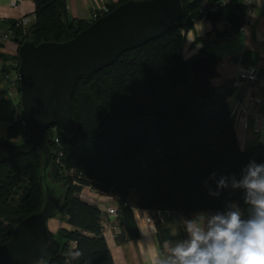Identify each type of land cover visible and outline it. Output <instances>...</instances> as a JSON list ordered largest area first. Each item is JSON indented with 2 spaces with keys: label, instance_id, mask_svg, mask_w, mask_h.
Instances as JSON below:
<instances>
[{
  "label": "trees",
  "instance_id": "obj_1",
  "mask_svg": "<svg viewBox=\"0 0 264 264\" xmlns=\"http://www.w3.org/2000/svg\"><path fill=\"white\" fill-rule=\"evenodd\" d=\"M225 1L206 17L227 11L223 32H236L245 20L246 4ZM34 3V18L27 25L17 20L6 28L18 45L27 38L36 43L63 41L92 21L69 18L66 0ZM182 3L181 18L166 33L124 51L112 64L77 81L71 99L73 134L65 135L56 126L58 143L47 134L53 152L57 147L62 151L58 161L53 154L48 171L62 194L52 216L64 213L71 227H60L56 236L49 231L57 251L45 264H114L102 234L101 209L79 196L85 185L115 196L123 239L139 235L134 205L185 214L224 212L232 202L246 208L243 190L229 187L213 197L204 182L215 189L213 172L217 179L231 175L239 179L250 161L264 163V142L241 148L225 91L215 88L210 101L192 93V56H184L183 45L193 19L201 17V0ZM211 56L212 75L218 59ZM15 62L16 69L18 54ZM19 132L18 122L9 124V136L17 137ZM41 171L42 155L37 149L0 163V243L11 236L17 222L41 208L45 199ZM158 235L161 241L168 237L163 227ZM77 249L83 257L70 261L66 253Z\"/></svg>",
  "mask_w": 264,
  "mask_h": 264
},
{
  "label": "water",
  "instance_id": "obj_2",
  "mask_svg": "<svg viewBox=\"0 0 264 264\" xmlns=\"http://www.w3.org/2000/svg\"><path fill=\"white\" fill-rule=\"evenodd\" d=\"M183 11L182 0H125L69 39L36 43L27 38L19 44L15 71L19 102L29 128L17 141L0 139V163L37 149L42 155L40 181L45 199L38 211L17 222L11 236L0 243V264L45 262L57 251L50 241L47 221L59 208L62 194L48 177L53 149L47 141V131L55 125L65 135L74 133L71 99L77 81L112 64L124 51L163 35L177 23ZM189 66L192 93L210 101L215 89L210 81L211 53L193 55Z\"/></svg>",
  "mask_w": 264,
  "mask_h": 264
},
{
  "label": "crops",
  "instance_id": "obj_3",
  "mask_svg": "<svg viewBox=\"0 0 264 264\" xmlns=\"http://www.w3.org/2000/svg\"><path fill=\"white\" fill-rule=\"evenodd\" d=\"M0 0V30L8 28L12 22L27 16L34 18V0ZM122 0H66L69 18L93 20L101 14L104 7H110ZM227 22V11L216 18L198 17L193 19L185 33L183 54L191 57L200 50L214 55L218 61L214 73L210 76L211 84L226 93V100L234 121L237 138L241 148H249L264 141V0H252L245 5V20L236 32H223ZM18 43L14 39H5L0 44V55L4 67L0 69V139L17 141V137L9 136L8 129L14 111L18 91L4 75L5 71L14 72L15 55ZM252 66L256 71V79L249 82L241 78V69ZM13 71V72H12ZM14 74V73H13ZM12 74V75H13ZM238 80L240 88L246 91V97L240 104V94L233 82ZM247 110V124L242 120L243 110ZM261 114L257 125L254 124L253 111ZM79 196L101 209L102 234L113 257L114 264H156L166 256L164 248L166 240H182L186 234L180 224L181 218H192L197 213L206 212L213 215L212 210L193 211L185 214L176 210H164L161 219L149 222L141 214L143 208L134 205V218L139 235L131 239H123L118 219L106 214L108 207L117 206L115 196L109 192L85 185ZM134 201V197H131ZM48 229L57 235L60 227L70 228L64 213H58L47 221ZM159 227L166 229L168 237L163 241L158 235ZM179 235L172 236L175 228Z\"/></svg>",
  "mask_w": 264,
  "mask_h": 264
},
{
  "label": "clouds",
  "instance_id": "obj_4",
  "mask_svg": "<svg viewBox=\"0 0 264 264\" xmlns=\"http://www.w3.org/2000/svg\"><path fill=\"white\" fill-rule=\"evenodd\" d=\"M216 177L215 172L210 176L216 181L215 189L207 180L204 182L208 194L219 197L229 187L243 190L246 208L232 202L224 212L182 217L180 224L186 238L166 240L168 254L156 264H264V163L250 161L239 179L235 175ZM177 235L178 227L172 232V236ZM66 255L70 261H78L83 252L70 250Z\"/></svg>",
  "mask_w": 264,
  "mask_h": 264
},
{
  "label": "built area",
  "instance_id": "obj_5",
  "mask_svg": "<svg viewBox=\"0 0 264 264\" xmlns=\"http://www.w3.org/2000/svg\"><path fill=\"white\" fill-rule=\"evenodd\" d=\"M244 2H245V4H249L247 2V0H244ZM225 3H226L225 0H221L218 4L213 3L210 0H201V6H200L201 16L206 17L207 14H209L212 11L218 10L220 7L224 6ZM11 4H13V5L16 4V1L12 0ZM109 10L110 9L108 7H104L102 9L101 14H104ZM29 22L30 21H29V18L27 16H24V17L19 19V23H21L22 25H27ZM5 39H11V30H8V29L0 30V42H2ZM3 67H4L3 59L0 56V69H2ZM4 75L7 79H9L11 85L13 87H15L17 89V91H19V81H18V78L16 75L15 68H14V74L13 75L11 74L10 69L5 71ZM239 76L241 78L247 79L249 82H252L256 79L255 68L252 66H247V67L241 69ZM233 84H234V87L236 88V90L241 95L240 96V104H241L242 101H244V99L246 97V91L240 88V83L238 80L234 81ZM18 95L20 97V92H18ZM19 97H18V100H16V105H15L14 111H13V113L11 115V119H10V123L18 122V124L20 125V132L17 136L18 140L27 134V131L29 128L28 118H27V116L25 117L22 113L20 102H19ZM260 114H261V112L258 109L253 111L255 126L257 125V123L259 121ZM247 116H248V112L245 109L242 112V120H243V123L245 125L247 124ZM56 129H57L56 126L53 125L51 128H48L47 134H49L52 137V139L56 143H58V138L56 137ZM53 154L56 156V159L58 161L60 155H62V151L60 150V148L57 147L56 150L53 152ZM141 211H142L141 214L145 218V220L152 222V221H155L157 219H161L163 212H164V209L151 208V209H142ZM106 214L111 218L117 219V216H118L117 208L114 206L108 207L106 210ZM32 264H45V262L36 261V262H33Z\"/></svg>",
  "mask_w": 264,
  "mask_h": 264
},
{
  "label": "rangeland",
  "instance_id": "obj_6",
  "mask_svg": "<svg viewBox=\"0 0 264 264\" xmlns=\"http://www.w3.org/2000/svg\"><path fill=\"white\" fill-rule=\"evenodd\" d=\"M12 72H13V71H12ZM13 73H14V72H13ZM13 73H12V74H13ZM15 140H18V139L16 138ZM58 241H60V240H58Z\"/></svg>",
  "mask_w": 264,
  "mask_h": 264
}]
</instances>
